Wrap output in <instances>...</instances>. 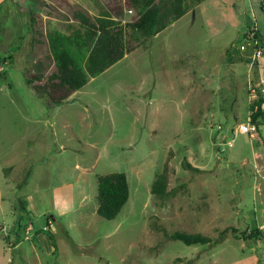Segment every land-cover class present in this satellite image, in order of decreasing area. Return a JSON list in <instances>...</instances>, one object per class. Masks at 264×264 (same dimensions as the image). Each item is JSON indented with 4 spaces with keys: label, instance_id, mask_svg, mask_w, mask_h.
<instances>
[{
    "label": "rangeland",
    "instance_id": "obj_1",
    "mask_svg": "<svg viewBox=\"0 0 264 264\" xmlns=\"http://www.w3.org/2000/svg\"><path fill=\"white\" fill-rule=\"evenodd\" d=\"M123 3L0 9V41L15 31L6 8L37 16L35 34L27 25L20 48L3 61L0 51V264H264V123L249 130L264 55L251 65L246 39L252 28L264 35L262 0H206L151 39L129 35L136 50L54 108L26 84V66L54 71L47 34H72L76 8L125 25L135 14L116 17ZM165 166L170 194L158 199L151 188ZM118 172L130 199L107 220L97 178ZM176 231L214 243L188 246L169 238Z\"/></svg>",
    "mask_w": 264,
    "mask_h": 264
},
{
    "label": "trees",
    "instance_id": "obj_2",
    "mask_svg": "<svg viewBox=\"0 0 264 264\" xmlns=\"http://www.w3.org/2000/svg\"><path fill=\"white\" fill-rule=\"evenodd\" d=\"M206 0H124L114 11L116 17L126 10H133L132 21L123 25L110 14L92 16L76 8L73 17L79 27L72 34L52 31L47 34L49 59L55 65L48 75L32 67L24 70L26 84L38 96L46 95L51 108L63 103L76 91L88 84L90 78L105 72L139 46L130 43L128 36L140 35L151 39L172 23L181 19L194 6ZM28 31L35 34L36 13L25 12ZM263 43V40H262ZM264 98L251 103L250 122L257 127L264 123ZM189 170H198L186 164ZM168 166L157 175L151 194L158 199L169 196ZM31 171L24 179L28 182ZM97 213L104 219L114 220L130 199V185L125 173L98 175ZM171 240L181 241L188 246L212 244L214 239L202 233L176 231L169 235Z\"/></svg>",
    "mask_w": 264,
    "mask_h": 264
},
{
    "label": "crops",
    "instance_id": "obj_3",
    "mask_svg": "<svg viewBox=\"0 0 264 264\" xmlns=\"http://www.w3.org/2000/svg\"><path fill=\"white\" fill-rule=\"evenodd\" d=\"M10 1V0H9ZM8 0H0V9L1 8H4L5 6H7V4H8V2H9ZM251 1V0H250ZM263 2H264V0H262V4H263ZM16 8L17 7H14V6H11V7H8V8H6V14H5V16H3L4 18L6 17V18H10L9 20H10V22L12 23V25H13V23H14V26H15V31H14V28H12V34H13V37H11V32L9 31V32H6L5 34H4V36H6V38L3 40V41H0V51L1 52H3L4 54V56L2 57V61L7 57V56H9V49L10 48H12L11 46L13 45V44H15L16 45V48L18 47V48H20V42H21V39L24 37V34H25V32H26V27H27V25H28V20H27V17H25V16H23V15H20L19 13H18V10H16ZM190 12V11H189ZM188 12V13H189ZM187 13V14H188ZM186 14V15H187ZM185 16V15H184ZM183 16V17H184ZM18 28L19 29H22V33L20 34L19 32H18ZM163 32V31H162ZM161 32V33H162ZM260 34H261V36H262V40L264 41V35L260 32ZM16 37H17V39H19L18 40V42H19V44H18V42H16ZM25 52H26V50H25ZM26 56H27V54H26ZM228 56V58H230L231 60H230V62H229V65H231L233 68H234V65L237 63L236 61H235V59H234V57L233 56H230V55H228V49L226 50V57ZM27 62V61H26ZM1 63V62H0ZM239 63V62H238ZM27 64V63H26ZM27 68V66L25 67V69ZM24 69V70H25ZM1 70H3L2 72H5V70L2 68V66L0 65V75H1ZM23 74H24V72H23ZM201 78V77H200ZM245 90V89H244ZM245 93H246V91H245ZM262 95H263V98H264V81H263V88H262ZM246 97H247V95H246ZM246 100H247V104L249 105V103H250V99L247 97L246 98ZM232 107H234V105L236 104L237 106H239V100H238V98L237 97H235L234 99H233V101H232ZM219 108V107H218ZM263 109H264V104H263ZM219 110H220V112L221 113H223V108H219ZM11 167H13V166H11ZM8 169H6V171H7ZM8 172V171H7ZM8 175V174H7ZM5 176V178H7L8 176ZM26 175H27V173H26ZM26 177V176H25ZM25 179V178H24ZM27 184V183H26ZM11 244V243H10Z\"/></svg>",
    "mask_w": 264,
    "mask_h": 264
},
{
    "label": "built area",
    "instance_id": "obj_4",
    "mask_svg": "<svg viewBox=\"0 0 264 264\" xmlns=\"http://www.w3.org/2000/svg\"><path fill=\"white\" fill-rule=\"evenodd\" d=\"M262 10L264 12V2L262 4ZM126 12L130 14H135L133 10H127ZM246 39L248 40V44L251 45V54H250V59H251V65L255 64L256 62H260V59L264 55V46L262 43V36L260 34V31L257 28H252L249 30V32L246 35ZM239 50L241 52H244L247 50L246 45L240 46ZM259 94L255 92V90H252L251 94V99L254 102L255 100L258 99ZM249 130L252 131V137H254V131H256V126L253 124H249ZM257 167V166H256Z\"/></svg>",
    "mask_w": 264,
    "mask_h": 264
}]
</instances>
